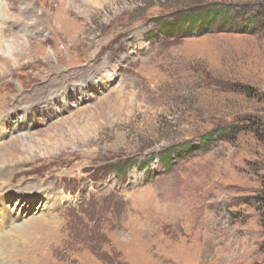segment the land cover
I'll return each instance as SVG.
<instances>
[{"label":"rangeland","instance_id":"1","mask_svg":"<svg viewBox=\"0 0 264 264\" xmlns=\"http://www.w3.org/2000/svg\"><path fill=\"white\" fill-rule=\"evenodd\" d=\"M13 2L0 263L264 264V0Z\"/></svg>","mask_w":264,"mask_h":264},{"label":"bare ground","instance_id":"2","mask_svg":"<svg viewBox=\"0 0 264 264\" xmlns=\"http://www.w3.org/2000/svg\"><path fill=\"white\" fill-rule=\"evenodd\" d=\"M2 1V0H1ZM1 1H0V3H1ZM7 2H8V4H9V7L11 6L10 4L13 2V0H6V4H7ZM14 3V2H13ZM3 4V3H2ZM13 7H14V5H13ZM19 7V6H18ZM28 8V7H27ZM8 9H11L12 10V8H8ZM62 9V8H61ZM1 10V9H0ZM10 10V13L11 12H13V11H11ZM13 10H15L16 12H18L19 11V8H17L16 6L14 7V9ZM20 11H21V13H24V15L25 14H28L29 16H32V15H34L33 13H32V10H31V8L28 10V11H26V10H23L22 9V7H21V9H20ZM1 12V11H0ZM9 12H8V15L10 14ZM6 15L4 14V16H1V13H0V22L1 21H5V20H9V18L7 19V16L5 17ZM38 16V15H37ZM3 17H5V18H3ZM36 17V16H35ZM34 17V18H35ZM34 24V25H33ZM31 26H35L36 24L35 23H33ZM13 26V25H12ZM11 26V27H12ZM10 27V26H9ZM3 26L2 25H0V52H1V50L3 49V47L7 50H9L11 47H10V45H7V47L6 46H4V45H2V43H1V40L3 39V36H4V33H7L8 35H10L11 36V34H13L12 33V28H8V27H6L7 29H4V31H2L3 30ZM48 41V40H47ZM18 42L16 41V43H13V44H17ZM3 52V51H2ZM6 52V51H5ZM2 156V155H1ZM2 158H3V156H2ZM1 160V159H0ZM3 166V165H2ZM17 168V167H16ZM12 169H14V167H8V166H3V167H1V169H0V177H5V176H11V174H10V171L12 170ZM12 176H13V174H12ZM5 179V178H4ZM55 204V203H54ZM52 207V206H51ZM15 216V215H14ZM24 216V215H23ZM20 221V218H17L16 220H15V223L13 222V220L12 221H9V219H8V217H6L2 212H0V230L2 231V230H4V232H6V233H8V234H11V235H23V233L24 232H27V230H26V227H24V226H21V222H19ZM14 236V237H15ZM4 237V236H3ZM2 237V238H3ZM4 244V242H0V255H1V245H3ZM11 257V256H10ZM2 258V257H1ZM1 260V259H0ZM0 264H2V262L0 263Z\"/></svg>","mask_w":264,"mask_h":264},{"label":"trees","instance_id":"3","mask_svg":"<svg viewBox=\"0 0 264 264\" xmlns=\"http://www.w3.org/2000/svg\"><path fill=\"white\" fill-rule=\"evenodd\" d=\"M216 11L217 10L210 9V10H207L201 13L200 10L197 9V10L188 12L185 15H181L178 19H176L174 22V26H177L176 29L179 32H182V29H184V32H186V30L188 29L190 30L192 29L191 31H200L202 30L201 28H203L204 26L210 25L216 19V17L219 15V13H217ZM166 26L167 27L165 29V32H167L168 30H172V29H169L171 28L169 25H166ZM173 31H176V30H174L173 28ZM205 139L209 141L211 139V136L205 137ZM202 144H204V142ZM182 148L184 149L183 152L181 151L183 150ZM182 148L180 149V151L183 154L188 153L186 152V150L191 149L190 146L186 147V145H182ZM170 154H173V155L176 154L174 148L170 149L167 152L166 157L168 156L170 157ZM168 165H170V163L166 164L165 166L167 167Z\"/></svg>","mask_w":264,"mask_h":264}]
</instances>
